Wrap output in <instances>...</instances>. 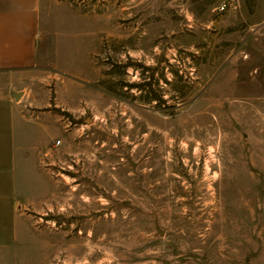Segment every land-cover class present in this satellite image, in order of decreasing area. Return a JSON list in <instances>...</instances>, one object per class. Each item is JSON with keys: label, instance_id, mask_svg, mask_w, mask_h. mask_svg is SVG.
<instances>
[{"label": "rangeland", "instance_id": "obj_1", "mask_svg": "<svg viewBox=\"0 0 264 264\" xmlns=\"http://www.w3.org/2000/svg\"><path fill=\"white\" fill-rule=\"evenodd\" d=\"M40 25L48 184L0 264H264V0H45Z\"/></svg>", "mask_w": 264, "mask_h": 264}, {"label": "crops", "instance_id": "obj_2", "mask_svg": "<svg viewBox=\"0 0 264 264\" xmlns=\"http://www.w3.org/2000/svg\"><path fill=\"white\" fill-rule=\"evenodd\" d=\"M44 2L0 0V233L10 229L15 234L20 224L30 231L22 207L48 184L40 165V152L48 140L40 132L48 128L46 118L56 113L48 107L52 87L42 80L51 76V70L55 75L57 68L48 59L49 43H40ZM61 73L79 78L78 73ZM80 76L78 82L83 83L86 79ZM72 86L65 80L55 85V96ZM14 92L20 93L18 98Z\"/></svg>", "mask_w": 264, "mask_h": 264}, {"label": "built area", "instance_id": "obj_3", "mask_svg": "<svg viewBox=\"0 0 264 264\" xmlns=\"http://www.w3.org/2000/svg\"><path fill=\"white\" fill-rule=\"evenodd\" d=\"M227 6V2H222L221 5L219 6L220 9H224L225 7ZM60 142V139H56L54 142H53V145L57 144Z\"/></svg>", "mask_w": 264, "mask_h": 264}, {"label": "trees", "instance_id": "obj_4", "mask_svg": "<svg viewBox=\"0 0 264 264\" xmlns=\"http://www.w3.org/2000/svg\"><path fill=\"white\" fill-rule=\"evenodd\" d=\"M147 83H149V82H141V83H139L138 85H139V86H142V85L145 86V85H147Z\"/></svg>", "mask_w": 264, "mask_h": 264}, {"label": "water", "instance_id": "obj_5", "mask_svg": "<svg viewBox=\"0 0 264 264\" xmlns=\"http://www.w3.org/2000/svg\"><path fill=\"white\" fill-rule=\"evenodd\" d=\"M13 95H14L16 98H18L19 95H20V93H19V92H17V93L14 92Z\"/></svg>", "mask_w": 264, "mask_h": 264}]
</instances>
